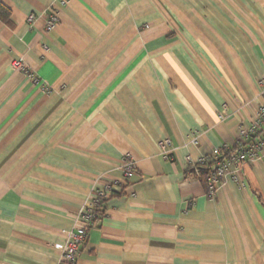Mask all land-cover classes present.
I'll return each mask as SVG.
<instances>
[{"label":"crops","instance_id":"1","mask_svg":"<svg viewBox=\"0 0 264 264\" xmlns=\"http://www.w3.org/2000/svg\"><path fill=\"white\" fill-rule=\"evenodd\" d=\"M0 5V264H57L95 180L121 179L125 154L135 170L74 264H264V156L212 199L186 163L232 147L264 102V0Z\"/></svg>","mask_w":264,"mask_h":264},{"label":"built area","instance_id":"2","mask_svg":"<svg viewBox=\"0 0 264 264\" xmlns=\"http://www.w3.org/2000/svg\"><path fill=\"white\" fill-rule=\"evenodd\" d=\"M35 19L34 15H28V21ZM58 22L57 12L53 9L47 13L44 24L45 32L53 31ZM13 70L21 71L27 75L34 83L37 79L29 74L22 59H15L11 62ZM264 84V78L259 81ZM191 142L196 144V139ZM160 154L163 159L170 158L172 152L171 142L164 139L159 143ZM233 148V150H231ZM264 156V102L260 104L252 118L238 126L232 147L223 145L214 148L209 156H201L197 161H192L186 157L187 171L195 174L198 180L202 169L206 170L203 183L205 195L212 199L219 187L226 182H232L239 187H244L241 181V172L243 165L251 163ZM121 179H106L100 177L95 180V184L89 194V197L80 208L76 227L67 231V237L61 247V257L57 264H74L80 245L87 238L89 230L95 225L97 219L96 210L100 203L108 200L110 197L120 191L130 180L135 170V163L129 154L121 157Z\"/></svg>","mask_w":264,"mask_h":264},{"label":"trees","instance_id":"3","mask_svg":"<svg viewBox=\"0 0 264 264\" xmlns=\"http://www.w3.org/2000/svg\"><path fill=\"white\" fill-rule=\"evenodd\" d=\"M9 18V13L8 11L0 5V19H2L3 21H7V19ZM233 150V148L231 149ZM188 173V176L190 177H193L195 178V174L191 171H187ZM205 175H206V170L205 169H202L199 173V176H198V181L203 184L204 183V180H205ZM107 200H104L100 203L99 207L97 208L96 210V213H97V219H96V222L95 224L98 222V220H100V218L103 216L104 214V209H103V205L105 204Z\"/></svg>","mask_w":264,"mask_h":264}]
</instances>
